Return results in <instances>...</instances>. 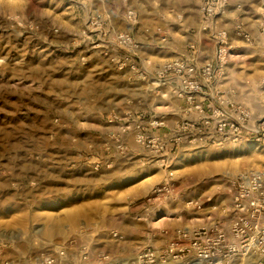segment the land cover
Segmentation results:
<instances>
[{
    "label": "rangeland",
    "instance_id": "obj_1",
    "mask_svg": "<svg viewBox=\"0 0 264 264\" xmlns=\"http://www.w3.org/2000/svg\"><path fill=\"white\" fill-rule=\"evenodd\" d=\"M204 1L0 0V240L13 263L43 264L41 255L56 257L66 248V262L57 264H101L106 256V264H134L141 250L164 247L179 229L234 216L229 185L245 172L264 173V140L185 141L169 157L137 144L134 125L155 118L167 129L171 121L174 129L166 136L159 135L163 128L152 132L176 139L179 125L195 119L176 112L180 99H149L132 114L111 108L103 120L122 123L120 132L108 133L101 144L79 141L97 124L96 114L85 115L87 107L90 113L111 104L104 97L115 91V70L128 86L136 83L129 70L119 69L131 57L118 47L123 33L139 43L138 57L149 67L177 59L217 63L216 33L225 32L228 63L197 101L231 102L264 118V0H228L209 21ZM238 23L247 39L236 35ZM126 125L131 129L123 134ZM127 134L145 152L130 187L141 197L108 188L115 160L130 151ZM103 174L105 198L97 204ZM164 185L166 192L155 199ZM85 242L88 261L80 258ZM255 249L229 264H260L264 253Z\"/></svg>",
    "mask_w": 264,
    "mask_h": 264
},
{
    "label": "built area",
    "instance_id": "obj_2",
    "mask_svg": "<svg viewBox=\"0 0 264 264\" xmlns=\"http://www.w3.org/2000/svg\"><path fill=\"white\" fill-rule=\"evenodd\" d=\"M227 2L228 0H205L202 7L205 20H211L221 8L227 6ZM129 15L130 19L135 17L133 12ZM235 33L238 37L248 38L240 23L235 25ZM216 39L219 45L217 63L208 62L199 66L177 59L164 62L150 73L149 67L142 65L138 57L139 43L126 33L117 36L118 47L125 48L131 53L130 59L121 63L119 67L121 71L129 70L136 83L149 81L151 76L157 83L162 84L167 80H176L179 88L173 94L187 103L189 112L195 113L194 120L183 121L179 125L180 132L175 140L171 137L165 140L152 132L153 129L164 127L163 119H149L145 123L141 120L134 125L136 143L154 155L169 157L168 153L179 148L185 141L191 145L215 146L226 140L237 142L248 137L255 141L264 140V118L254 119L253 114L244 106L219 100L208 104L197 101L205 84L217 81L218 74L224 70L230 57L226 33L219 31L216 33ZM166 40L165 34L161 41ZM151 84L153 85V82ZM126 117L128 116L122 118L115 116V119L122 121ZM130 129L131 126L126 125L122 133H127ZM115 146L122 147L123 143L118 141ZM165 187L164 185L155 190L157 192L155 199L166 192ZM229 187L235 196L232 208L234 216L231 219L229 216L221 220L209 219L202 227L192 230L179 229L175 239L164 247L141 250L134 264H174L173 261L184 264H213L218 260L229 264L236 255L247 256L251 250H256L255 248L261 249L264 253V173L245 172L236 177ZM148 202L149 206L153 205L150 200ZM82 245L80 258L82 261H88L89 244L85 242ZM6 249L7 243L0 240V264H15L6 256ZM41 259L43 264H57L58 260L66 262L67 249H58L56 257L45 258L41 255ZM108 260L109 257H102L100 263L106 264ZM260 264H264L263 259L260 260Z\"/></svg>",
    "mask_w": 264,
    "mask_h": 264
},
{
    "label": "crops",
    "instance_id": "obj_3",
    "mask_svg": "<svg viewBox=\"0 0 264 264\" xmlns=\"http://www.w3.org/2000/svg\"><path fill=\"white\" fill-rule=\"evenodd\" d=\"M166 34V33H165ZM167 39H168V34ZM162 42V41H161ZM167 42V40H166ZM165 43V42H164ZM164 43H160L161 45H165ZM157 64L155 66L149 65V71L152 73L154 69H156L158 66L162 65ZM153 82V85L151 84ZM130 85V84H129ZM179 88V84L176 80H167L165 84L157 83L153 79V76L149 78V81H137V83L133 84V87L128 86L127 83L124 81V79L120 76L117 70H115V91H112L109 95L111 96V99L108 97H104L105 100H110L111 104L104 106H97L96 111H91L89 113L88 107L85 111V115H95L97 116V124L94 127H87L85 131H83L80 136L83 137V139H79L81 145L82 140H84L85 145L87 146V143H95V144H101L102 141H104V137L108 133L111 132H120V127H122V123L115 122V125H108L106 121L103 120V117L108 113V111L112 108H115V111L118 112L119 115H123L125 112H133L141 108V104L149 99H158L160 103H166L168 100V97L171 99H177L179 100L173 92ZM131 102V103H130ZM180 104L178 107H176V112H178L181 116L185 113V115L190 116L191 118H194L195 113L189 112L187 110L188 105L185 107V101L179 100ZM144 110V109H143ZM184 111V113H183ZM186 118V117H184ZM167 128H163L159 130V135H168L171 133V130L174 129V124L171 121L166 122ZM167 133V134H166ZM89 136L90 141L88 140ZM87 138L86 140L84 139ZM94 138V139H93ZM125 141L126 144L129 146V153L125 157H119L115 160V167L114 170L110 173L112 176V182L109 185V189H118L119 191L123 189H127L126 193L129 195H132L133 197L142 196L137 195L135 191H133L132 186L134 185V181L137 179V176H135L136 172L135 170L140 167V159L141 157H145V152L139 148L135 142L133 141L130 134L125 135ZM84 145V146H85ZM186 149V148H185ZM99 179H97L96 188H95V197H96V203H100L104 201L105 194L104 191V174L98 175ZM81 182H87L85 178L82 176L80 177ZM101 181V182H100ZM131 187V188H130ZM81 196V195H79ZM83 196V195H82ZM87 206V205H86ZM98 244H96L97 246Z\"/></svg>",
    "mask_w": 264,
    "mask_h": 264
},
{
    "label": "bare ground",
    "instance_id": "obj_4",
    "mask_svg": "<svg viewBox=\"0 0 264 264\" xmlns=\"http://www.w3.org/2000/svg\"><path fill=\"white\" fill-rule=\"evenodd\" d=\"M220 261L221 260H218V261H216L215 263H213V264H219L220 263ZM173 262H175V261H173ZM178 264H184V263H181V262H177Z\"/></svg>",
    "mask_w": 264,
    "mask_h": 264
}]
</instances>
